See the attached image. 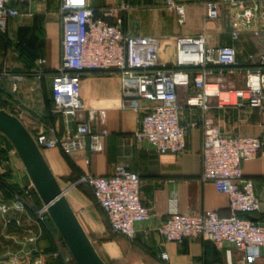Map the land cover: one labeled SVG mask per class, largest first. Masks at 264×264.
Listing matches in <instances>:
<instances>
[{
  "label": "built area",
  "instance_id": "obj_1",
  "mask_svg": "<svg viewBox=\"0 0 264 264\" xmlns=\"http://www.w3.org/2000/svg\"><path fill=\"white\" fill-rule=\"evenodd\" d=\"M29 1L0 0V34L5 33L7 18L31 15L29 10L20 12L15 6ZM90 1L59 0L57 6L61 25L60 59L54 73L50 74V98L52 112L64 121L74 123L73 132L61 139L48 137L43 132L31 134L30 123L14 117L29 133L39 151L56 149L64 156L85 149L89 153L99 152L100 139L106 131L101 129L92 134L90 125L96 119L103 123L105 114L104 111L85 109L79 99V78L83 73H114L119 82V109L137 114L134 139L146 142L159 155L181 154L185 149L187 129L199 127V179L210 182L214 191L227 200L228 216L221 218L210 211L180 215L172 199L165 219L156 228L157 234L165 242L175 244L199 238L216 247L227 245L238 252L237 264H264V225L244 217L257 213L260 202L254 195L252 181L242 176L240 167L241 163L256 156L262 142L254 137L221 134L213 119L207 116L209 111L225 107H261L264 100V50L248 55L254 67L243 71L240 86L224 85L223 77L231 73L235 65L231 46H208L203 34L180 36L174 39L172 60L161 63L157 56L159 42L156 37L125 32L119 16L111 22L95 17ZM202 1L204 20L216 19L222 2L238 7L232 23L233 38L244 26H250L259 18L261 24L251 28L250 34L258 40L264 39V8L259 9L261 0ZM164 2L175 13L176 21L182 23L183 5L173 0ZM103 14L110 15V10H104ZM37 64L42 66L44 59H37ZM182 107L198 110L199 119L180 126ZM85 138H88L87 145ZM84 162L87 164L86 160ZM76 184L89 188L110 232L128 241L133 238V226L152 217L150 209L140 203L138 176L124 167H115L112 174L105 177L85 174L71 186ZM33 193L36 194L31 183L16 192L10 191L12 199L7 204H0V216L31 210L39 218L46 209L43 205L40 211L31 209L28 199ZM14 222L18 224V221ZM43 224L53 248L49 257L58 264H69L73 259L61 238L50 232L45 222ZM33 240L35 238L28 242ZM47 258L39 251L21 249V255L14 256L11 263L48 264ZM159 258L162 261L167 259L165 253Z\"/></svg>",
  "mask_w": 264,
  "mask_h": 264
},
{
  "label": "crops",
  "instance_id": "obj_2",
  "mask_svg": "<svg viewBox=\"0 0 264 264\" xmlns=\"http://www.w3.org/2000/svg\"><path fill=\"white\" fill-rule=\"evenodd\" d=\"M173 1L183 5L182 23L176 21L175 13L167 8L164 0H91L90 6L94 16L106 22H111L114 17L119 16L122 29L129 34L156 37L159 42L157 56L161 63H169L172 60L173 42L180 36L203 34L208 46H231L234 49L235 65L231 68V73L223 77L222 83L240 86L243 71L254 67L248 55L264 50V39L258 40L250 34V29L258 27L261 20L258 18L250 26H244L233 38L232 23L239 10L237 6L222 2L218 6L217 18L204 20L202 0ZM58 3L59 0H30L28 3H18L15 5L18 11L29 10L31 15L7 18L5 33L0 35V99L11 95V62L6 60V56L10 49V35L24 33L28 27L25 18L34 16L37 21L38 38L36 37L35 42L38 45L37 52L44 59L42 69L49 71L58 66L61 30L57 13ZM263 8L264 1L261 0L259 9ZM106 9L110 10V15L103 14ZM20 81L22 83H18L19 91L20 86L24 88L22 94H18L19 101L32 107L29 113L25 109L20 110L23 114L21 118L30 123L28 129L31 134L43 132L48 137L61 139L73 132L74 123L49 113L48 105L43 102L45 97L42 102L36 99L33 78L22 77ZM42 83L44 88L50 91V74L44 73ZM178 95L181 97L182 92L179 91ZM79 99L86 110L104 111V122L100 123L96 119L90 125L92 134L101 129L106 131V135L100 139L101 150L89 153L85 149L71 156H64L56 149H44L40 153L53 177L63 182L64 185L59 188L65 190L64 197L83 232L88 236L101 234L106 227L109 231L108 224L101 210L94 204L89 189L85 185L86 190L71 186L85 174L105 177L111 175L117 166L136 174L139 179L140 203L150 209L152 214L148 220L133 226L131 241L116 235L115 243H106L103 248L105 256L109 260L124 261L125 264H237L239 254L230 246L216 247L199 238L175 244L165 242L156 232V228L167 215L168 203L172 199L175 200L176 211L180 215H196L210 211L221 218L228 216L226 197L216 193L210 182H201L199 179V127L187 129L183 153L159 155L146 142H137L134 139L137 114L119 109V82L114 73L81 74ZM0 109L15 116L8 111V106L2 105ZM207 116L213 119L221 134L254 137L262 142L256 156L241 163L240 167L242 176L252 181L254 195L260 202L257 213L244 217L264 225V100L259 109L225 107L223 110L209 111ZM198 119V110H190L188 107H182L180 110V126ZM85 142L87 145L88 138H85ZM0 163V175L3 176L7 173L6 163ZM17 185L16 189L19 190L22 185ZM9 197L5 188L0 186V204L9 203ZM8 215L11 217L9 222L0 218V252L3 255L7 254L10 259L12 241L25 250L28 240L35 238L31 249L48 256V264H58L57 260L49 257L53 251L50 239L33 234L35 229L28 225L25 211L11 212ZM15 220L21 226L16 230V234L12 235ZM161 253L166 254V261L160 260Z\"/></svg>",
  "mask_w": 264,
  "mask_h": 264
},
{
  "label": "rangeland",
  "instance_id": "obj_3",
  "mask_svg": "<svg viewBox=\"0 0 264 264\" xmlns=\"http://www.w3.org/2000/svg\"><path fill=\"white\" fill-rule=\"evenodd\" d=\"M25 22H27V28L24 33H16L11 34L10 38V49L9 53L6 56V60L10 61V76H11V95L0 99V106H8V111H10L13 115L17 117H22L21 111H27L28 113L31 112V105L20 103L18 94H22V90L24 86H20L21 90L19 91L18 83L22 81V77L33 78L34 79V91L36 92V99L39 102H42V98H44L43 102L48 105L49 113L54 114L52 112V104L50 98V91L44 88V84L42 83L44 72H42V66L38 67L37 59L41 58L38 50V45L36 44L35 40L38 33V28L36 26V19L34 16L25 18ZM2 35V34H0ZM8 40V39H6ZM37 45V46H36ZM41 71H39V69ZM44 71V70H43ZM26 87V86H25ZM21 99V97H20ZM3 101V103H1ZM31 107V109H30ZM0 162L6 163V171L3 176L5 179L2 180L0 178V183L4 185H0L4 187L7 193L9 194L10 200L12 196L11 192H16L17 184L22 185V187H26L30 184V181L23 169V166L17 157L15 151L13 150L11 144L7 141L5 137L0 134ZM1 164V163H0ZM58 186H63V182L60 179H55ZM75 182V181H74ZM72 183V182H71ZM21 187V188H22ZM74 187L85 189L86 187L83 184H76ZM28 204L34 211H40L42 207V203L37 197L35 193H33L31 199H28ZM28 225L32 226L35 229L33 232L34 235L38 236H47L49 238V232L45 228L43 222L46 223L48 230L52 232L54 235H58L57 231L53 227L51 221L48 218L46 212H42L40 217L38 218L31 210H25ZM18 226V227H17ZM21 225H14L12 226V235L16 234V230L20 228ZM106 227V225H105ZM106 230L103 231L101 234H88V239L94 248L95 252L99 256V258L105 264H125L124 261L121 260H109L104 254V246L106 243H115L116 235L108 231L107 227ZM15 230V231H14ZM31 234V235H33ZM22 243V241H21ZM12 252L10 253V259L7 254L3 255L0 252V264H9L12 262V258L14 256L19 257L21 255V248L20 246H16L14 242L11 243ZM16 249V250H14ZM12 264V263H11ZM69 264H75L72 260Z\"/></svg>",
  "mask_w": 264,
  "mask_h": 264
},
{
  "label": "water",
  "instance_id": "obj_4",
  "mask_svg": "<svg viewBox=\"0 0 264 264\" xmlns=\"http://www.w3.org/2000/svg\"><path fill=\"white\" fill-rule=\"evenodd\" d=\"M0 134L7 139L19 158L37 197L45 207L49 220L57 231L75 264H105L83 232L61 190L44 162L39 149L17 118L0 109ZM0 218L10 221L8 213ZM31 249L27 243L25 251Z\"/></svg>",
  "mask_w": 264,
  "mask_h": 264
},
{
  "label": "trees",
  "instance_id": "obj_5",
  "mask_svg": "<svg viewBox=\"0 0 264 264\" xmlns=\"http://www.w3.org/2000/svg\"><path fill=\"white\" fill-rule=\"evenodd\" d=\"M225 69V67H223V70ZM44 73H48V74H52V73H54V70H44ZM0 178L2 179V180H4L5 178L4 177H1L0 176ZM88 188V187H87ZM89 189V188H88ZM90 191V190H89ZM90 194H91V192H90ZM91 197H92V195H91ZM110 231V230H109ZM116 235V234H115ZM117 236H119V235H117ZM119 237H121V236H119Z\"/></svg>",
  "mask_w": 264,
  "mask_h": 264
}]
</instances>
